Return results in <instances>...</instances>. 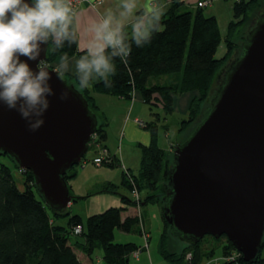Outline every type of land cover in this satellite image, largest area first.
<instances>
[{"label": "trees", "instance_id": "trees-1", "mask_svg": "<svg viewBox=\"0 0 264 264\" xmlns=\"http://www.w3.org/2000/svg\"><path fill=\"white\" fill-rule=\"evenodd\" d=\"M233 1V20L225 38L227 51L221 59L216 58L223 42L216 17L206 16L204 8H190L186 0H156V8L163 11L161 30L153 34L150 43L143 41V46L134 42L129 31L122 30L124 45L130 46L131 51L125 57L127 63H124L120 60L123 53L119 47L108 49L110 56L112 52L119 53L111 56L116 72L110 78L88 80L89 87L82 89L79 87L78 76L62 74L64 79L75 85L95 114L98 110L95 101L97 94L132 101L135 92L141 95L144 103L156 107L162 114H154V121L145 123L144 129L151 133L152 139L149 145L139 144V172L135 174L127 169L122 172L121 186L131 193V198L122 195V206L111 207L85 221L79 215H72L69 208L57 211L48 206L36 186L33 174L21 170L12 157L0 152V264H93L91 259L97 248L103 250V261L106 264H130L134 252L145 250L134 243H115V231L118 229L125 233L144 234L140 209L148 205L161 207L164 230L159 250L164 260L172 264H201L204 259L215 256L216 249L220 247L224 257L239 256L237 264H264V239L258 258L253 263L245 262L241 253L225 236L220 239L206 236L197 244H187L188 248L182 253L171 252L168 248V230L171 231L172 227L165 218V207L171 191L170 175L174 168V155L171 159L172 152L162 149L158 144V121L172 115L176 97L197 92L199 95L189 109V119L181 123L179 132L182 133L196 122L201 105L210 95L216 74L235 50L236 36L250 13L261 4V0ZM153 13L148 16V20L152 19ZM74 39L78 41L77 34ZM49 43L44 66H52L62 55L73 57L83 54L76 43L67 40L56 47L52 37H49ZM163 77H171L174 82L166 85L153 83ZM154 95H158L164 102L162 109L153 102L159 103ZM107 127L108 124H98L96 130L104 146L108 137ZM112 156L108 166L121 168L119 159ZM83 160H86V156ZM16 169L23 175L24 190L15 181L13 171ZM77 176V166L64 176L70 193L69 182ZM118 187L108 183L103 192L115 193ZM135 190L142 195L140 200L132 197ZM79 199L73 197V203ZM61 219L67 220V225L59 224ZM79 228L81 232L75 236L77 240H72ZM206 240L213 241L215 248L205 251L203 243ZM232 262L222 261V264H234Z\"/></svg>", "mask_w": 264, "mask_h": 264}, {"label": "water", "instance_id": "water-1", "mask_svg": "<svg viewBox=\"0 0 264 264\" xmlns=\"http://www.w3.org/2000/svg\"><path fill=\"white\" fill-rule=\"evenodd\" d=\"M49 44L41 45L39 62L27 61L52 77L49 108L31 117L44 123L31 131L16 109L0 102V152L31 172L44 202L61 211L74 201L64 176L88 153L98 118L74 84L44 66ZM225 77L210 114L174 151L165 218L183 242L225 236L253 263L264 239V13Z\"/></svg>", "mask_w": 264, "mask_h": 264}, {"label": "rangeland", "instance_id": "rangeland-1", "mask_svg": "<svg viewBox=\"0 0 264 264\" xmlns=\"http://www.w3.org/2000/svg\"><path fill=\"white\" fill-rule=\"evenodd\" d=\"M211 1V0H210ZM215 2V3H214ZM214 2L205 9L206 16L210 15L211 11L216 13L219 24L221 27L223 42L218 52L216 54L217 59H221L226 51L227 46L225 43V38L227 36V28L229 23L233 20V12H232V5L234 4L233 0H214ZM264 13V0H261L260 7L253 10L247 22L244 26L240 29V33L236 36L235 42L236 47L233 51L230 59L228 62L224 64V66L218 71L216 74L212 88L210 91V95L206 102H204L201 106V112L194 124L189 126L185 131L182 133L179 132L181 127V123L184 120H188L189 112L187 116H184L182 113L177 112L175 114H170L167 118H161L159 122V132H158V144L159 146L171 153V159H173L175 148L179 145H182L185 141L189 139L190 136L196 131L199 125L204 121V119L210 114L212 107L215 103V98L219 93L223 82L225 81V76L228 73L229 68L231 65L239 59L243 54V46L246 42L247 36L249 31L252 30L260 19V16ZM66 76V75H65ZM173 82V81H172ZM193 93V92H189ZM186 94V93H185ZM100 96V97H98ZM98 98H104L101 96L105 95H98ZM107 98V97H105ZM117 98V97H116ZM97 103L101 106L103 111H106L109 116V128H108V145L114 152H122L124 151L127 154L132 165H139V158L138 154L139 149L136 144L138 139H147V136L152 139V135L149 131L145 130L142 126L135 122V119L138 118L140 121L145 123L148 121L147 119L154 118V114H162V111L157 109L156 107H150L148 104L144 102L138 103V115L131 114L130 119L127 122L129 127H133L134 129H126L125 126V119L128 117V112L132 109L127 106L126 110H123L122 103L119 101H109L110 99H97ZM132 101H129V105H133ZM155 102V101H154ZM132 103V104H131ZM156 103V102H155ZM164 103V102H163ZM153 104V103H152ZM132 106V108H133ZM191 106V105H190ZM162 109V108H160ZM99 115V113H98ZM167 119V120H166ZM167 122H166V121ZM164 126H167L165 128ZM169 133V136L166 134ZM171 143L176 144L173 150L170 151ZM137 152V158H136ZM95 157L94 150L89 149L88 153L86 154V164H79L77 166L78 176L69 182V186L71 187V195L74 197L82 196L76 202L70 205L69 211L72 215H79L83 218V220H87L89 217L97 214H101L105 212L107 209L111 207H120L121 204V196L125 195L131 198V193L124 189L121 186V168H111L107 163L102 165H95L93 164L92 160ZM135 172V170H133ZM13 175L18 187L21 190H24V180L23 175L16 169L13 171ZM111 182L117 186H119L115 193L110 192H103V186L107 183ZM105 187V186H104ZM89 195V196H87ZM142 196V195H141ZM39 198V196H38ZM146 211V220L147 226L150 231V235L144 231V234L140 232L134 233H125L120 230L115 231V240L114 242L117 244H126V243H134L140 247H143L145 251L141 249L139 254L135 257L134 253L131 256L130 264H172L161 257L159 246L161 242L162 233L164 230V224L162 219V212L161 207L158 205H148L142 207ZM50 214H52V210L48 208ZM67 220L61 219L59 224L67 225ZM81 231H75L74 237L72 240H77L75 236L79 235ZM169 237V250L171 252L182 253L185 249L188 248L187 243L183 242L177 236L172 235V230H168ZM216 244L211 240H206L203 243V248L206 251H210L211 249L215 248ZM137 252V251H136ZM239 253V252H238ZM237 254V253H236ZM242 255V254H241ZM103 250L101 248H97L95 254L92 257L93 264H106L103 261ZM188 256H190L188 254ZM264 258V251L262 254ZM238 257L235 256L234 262L230 259V262L237 264ZM188 258V257H187ZM233 258L232 255L229 256H222V249L218 247L215 252V256L206 258L203 260L201 264H222V261L225 259Z\"/></svg>", "mask_w": 264, "mask_h": 264}, {"label": "clouds", "instance_id": "clouds-1", "mask_svg": "<svg viewBox=\"0 0 264 264\" xmlns=\"http://www.w3.org/2000/svg\"><path fill=\"white\" fill-rule=\"evenodd\" d=\"M131 11V5H125ZM163 11H154L152 19L137 20L132 27V38L138 46L142 42H151L154 33L161 30ZM76 13L72 0H0V102L9 109H16L26 119L31 131L38 130L44 123L42 118L34 121L32 116L42 117L49 108V95H54L51 85V74L45 67L34 70L27 61H40L42 51L46 49L49 37L53 44L60 47L67 40L79 43L74 39L79 31L74 27ZM119 47L123 53L120 60L127 63L125 57L131 51L124 45L121 26L113 27L111 18L93 22L88 30L86 47L80 48L83 53L76 60L79 87H89V77L93 73L106 79L108 74H115L116 66L111 62L108 49ZM21 57L26 59L22 60ZM62 59H64L62 57ZM58 74L64 72L56 68ZM99 80V79H97ZM68 89L61 94L66 99Z\"/></svg>", "mask_w": 264, "mask_h": 264}, {"label": "crops", "instance_id": "crops-1", "mask_svg": "<svg viewBox=\"0 0 264 264\" xmlns=\"http://www.w3.org/2000/svg\"><path fill=\"white\" fill-rule=\"evenodd\" d=\"M201 1H203V0H186V4L188 6H190V8H196L198 6V3ZM211 1H212V3L214 2V0H211ZM125 5H131L132 6L131 11H129L125 7ZM233 7H234V4L232 5V12H233ZM156 10H158V8H156V0H105L103 5L100 7L84 6L75 12L76 18L74 20V27H78V29H79V31L76 33L77 38H78L79 47L80 48L86 47L88 30L91 27L93 22H101L105 18H111V20L113 22V27H116L119 25V26H121V31L126 29L127 31H129L132 34L133 24L137 20H148V16ZM209 17H216L218 20V23H219V19H218L216 13H214V11L210 12ZM219 26H220V24H219ZM220 30H221V27H220ZM227 30H228V28H227ZM80 48H78L79 51H80ZM62 57L64 59H62ZM79 58H80V56L69 57L66 55H62L56 60V62L52 65V67L55 70H56V68H60V70L62 72H64L63 73L64 75H75V76L82 75V74H78L77 67H76V60ZM110 77H111V74H108L106 79H108ZM97 79L100 80L101 78H99L98 74H96V73H93L92 76L89 77V80L98 81ZM172 81L174 82V79L171 77H163L162 79L156 80L153 83H159V84L166 85ZM98 95H100V94H97L95 96V101H96V104L98 106L96 116L98 118V124H100V125L108 124L107 133H108V128H109V116H108V113L106 111H103L101 106L97 103V101H98L97 99H100V100L110 99L109 101H112V103H114V101H119V103H122V105H123V110H126L127 106H129V108L132 109V112L131 111L128 112L129 115L125 119V126L124 127L127 130L128 129H134L133 127H129L127 125V122L130 119L131 114H136V115L139 114V112L137 113L138 103L144 102L139 93H137V92L134 93V98H133V102H132L134 104V106L132 105L133 108L131 105H129V101L124 99V98H116V97H113L110 95L101 96L104 98H98V97H100ZM198 95L199 94L197 92H193V93H186V94H183L181 96L176 97L175 98L174 112L172 114L180 112L184 116H187L192 101L194 99H196L198 97ZM105 97H107V98H105ZM98 113H99V115H98ZM137 119L138 118H136L135 121ZM154 119L155 118L147 119L148 121H146L145 123L153 122ZM158 122H160V121H158ZM158 126H159V123H158ZM164 127L167 128V126H164ZM166 136H169V133H167ZM138 140L139 141H136L137 143H133V144L137 145L138 149H139V144L149 145L151 142V139L148 136H147V139L142 138V139H138ZM107 142H108V137H107V140L105 141L104 144H105V146L108 147L111 154L116 156L117 159H119L121 166H122L121 167L122 172L125 169L130 170L132 172H134L133 170H135L134 173L137 174L139 172V169H140V161H139V165H137V164L132 165L129 158L127 157L126 152L124 151V148L122 149V152H120V151L114 152V151H112V149L110 148V146L108 145ZM175 146H176V144L171 143L170 151L173 150ZM139 152L140 153L138 154V158H139V160H141L140 149H139ZM136 158H137V152H136ZM121 182H122V174H121ZM108 183H111V182H107L105 185H107ZM104 186H103V188H104ZM87 196H89V195H87ZM80 197L83 198L82 196H78L77 198H80ZM140 214L142 217V225H143L144 231L150 235V231H149V228L147 226L146 211L142 207L140 209Z\"/></svg>", "mask_w": 264, "mask_h": 264}, {"label": "built area", "instance_id": "built-area-1", "mask_svg": "<svg viewBox=\"0 0 264 264\" xmlns=\"http://www.w3.org/2000/svg\"><path fill=\"white\" fill-rule=\"evenodd\" d=\"M105 0H72V6L74 11L76 12L77 10H79L80 8L84 7V6H92V7H100L103 5ZM212 4V1L210 0H203L201 2L198 3V7L200 8H207ZM154 99L158 100L159 103L156 104L160 107L163 108L164 107V103L162 102V100L159 98L158 95H154ZM154 102V101H153ZM154 102V103H155ZM137 124H139L140 126H142L143 128H145V123L141 122L139 119H137L135 121ZM89 149H93L94 150V155L95 157L93 158L92 162L95 165H102L104 163H110L111 160L113 159V156L110 152V150L105 147L100 141H99V136L97 133H95L92 136V141L89 144ZM87 161H85L84 164H86ZM132 197L134 199L140 200L141 195L138 193L137 190H135L132 193ZM80 231V228L78 229V232ZM140 251H137L134 253V256L136 257L139 254ZM233 258H229V259H225V261H230V259L234 260L236 255H232ZM212 264H217V263H212Z\"/></svg>", "mask_w": 264, "mask_h": 264}, {"label": "bare ground", "instance_id": "bare-ground-1", "mask_svg": "<svg viewBox=\"0 0 264 264\" xmlns=\"http://www.w3.org/2000/svg\"><path fill=\"white\" fill-rule=\"evenodd\" d=\"M85 163V160H82L80 164H84ZM144 230V229H143Z\"/></svg>", "mask_w": 264, "mask_h": 264}, {"label": "flooded vegetation", "instance_id": "flooded-vegetation-1", "mask_svg": "<svg viewBox=\"0 0 264 264\" xmlns=\"http://www.w3.org/2000/svg\"><path fill=\"white\" fill-rule=\"evenodd\" d=\"M254 28H255V27H254ZM254 28H253V29H254ZM253 29H252V30H253ZM252 30H250V31H252ZM250 31H249V32H250ZM223 83H224V82H223Z\"/></svg>", "mask_w": 264, "mask_h": 264}]
</instances>
